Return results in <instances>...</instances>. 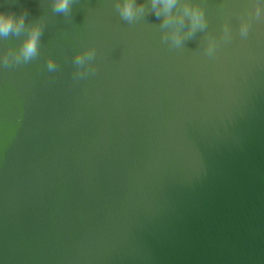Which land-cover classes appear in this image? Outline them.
<instances>
[{
  "label": "water",
  "instance_id": "water-1",
  "mask_svg": "<svg viewBox=\"0 0 264 264\" xmlns=\"http://www.w3.org/2000/svg\"><path fill=\"white\" fill-rule=\"evenodd\" d=\"M53 3L0 0L26 12L0 36V264H264V18L239 34L264 0H179L170 27L151 0L132 24L114 0ZM185 5L205 28L187 35ZM33 25L39 54L14 64Z\"/></svg>",
  "mask_w": 264,
  "mask_h": 264
},
{
  "label": "clouds",
  "instance_id": "clouds-1",
  "mask_svg": "<svg viewBox=\"0 0 264 264\" xmlns=\"http://www.w3.org/2000/svg\"><path fill=\"white\" fill-rule=\"evenodd\" d=\"M179 0H151L153 11L159 18L163 16L162 27H170L173 25H183V16H173L172 10L178 4ZM73 0H54L53 10L57 13L68 14L70 12V5ZM114 7L119 13L120 18L128 24L134 23L140 15L143 14L144 9L142 7H136L135 0H114ZM184 15H187L191 20V26L187 35L198 28H205L207 26L204 11L201 8H189L184 6ZM25 16L26 12H21L19 15L13 12H0V36L7 37L10 34L20 35L25 28ZM247 18H242L239 25V34L242 38H246L249 33L250 19L255 16L257 19L264 18V6L257 3L252 11L246 10ZM41 30L38 25H33L31 31L26 40H24L20 49L22 59L17 58L14 64L28 63L35 59L38 54V39ZM231 31L227 25L223 27V40L225 42L231 39ZM162 41L168 43L171 42L174 46H179L181 43V33L178 28L174 29L168 34L161 36ZM216 41L212 39L209 41L206 53L209 57L215 55ZM95 49L87 48L83 52H77L74 56V64L77 66L73 76L74 79H80L87 76L90 73H95L96 68L90 62L95 57ZM5 67L12 66L7 60L3 61ZM57 67L54 60L49 58L47 60V68L52 71Z\"/></svg>",
  "mask_w": 264,
  "mask_h": 264
}]
</instances>
